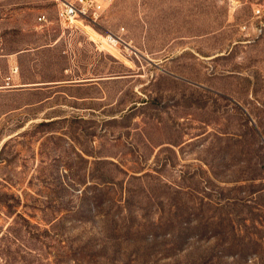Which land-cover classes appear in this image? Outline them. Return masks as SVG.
<instances>
[{
  "label": "rangeland",
  "instance_id": "obj_1",
  "mask_svg": "<svg viewBox=\"0 0 264 264\" xmlns=\"http://www.w3.org/2000/svg\"><path fill=\"white\" fill-rule=\"evenodd\" d=\"M62 1L0 0V264H264V0Z\"/></svg>",
  "mask_w": 264,
  "mask_h": 264
},
{
  "label": "built area",
  "instance_id": "obj_2",
  "mask_svg": "<svg viewBox=\"0 0 264 264\" xmlns=\"http://www.w3.org/2000/svg\"><path fill=\"white\" fill-rule=\"evenodd\" d=\"M59 1V0H57ZM100 5H97L94 0H76L73 3L59 2V8L57 9V16L61 22H72L75 19H91L94 20L97 16V10ZM259 13V10H256ZM44 20L43 17L38 19ZM117 43V41H115Z\"/></svg>",
  "mask_w": 264,
  "mask_h": 264
}]
</instances>
